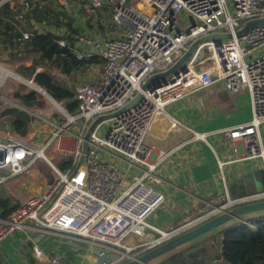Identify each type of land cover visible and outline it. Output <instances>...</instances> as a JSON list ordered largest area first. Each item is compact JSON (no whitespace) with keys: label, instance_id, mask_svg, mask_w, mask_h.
<instances>
[{"label":"built area","instance_id":"2783aa9c","mask_svg":"<svg viewBox=\"0 0 264 264\" xmlns=\"http://www.w3.org/2000/svg\"><path fill=\"white\" fill-rule=\"evenodd\" d=\"M63 1L80 2L89 14L109 7L117 35L103 41L78 38L92 48L81 58L98 53L104 63L98 81L80 86L75 93L76 112L70 113L51 96L57 106L55 117L10 101L29 114L32 122L41 124L43 139L36 147L15 133L0 138V190L10 179L28 173L37 159L52 166L56 180L43 194L29 197L7 216L0 215V244L18 231H28L40 238L60 237L77 250L96 252L105 259L100 264H124L236 207L264 201V191L231 197L224 175L229 163L221 161L225 191L204 201L194 217L170 231L161 230L150 217L165 200L155 185L159 183L157 171L171 152H158L148 141L155 125L166 118L171 131L191 132V141L208 143L215 134L242 140L244 159L264 162V25L237 36L247 22L264 19V0ZM7 4L16 12L14 24L21 33L16 43L22 45L32 36L25 30L27 15L35 8L44 9L46 2L0 0V9ZM217 33L232 38L200 45L189 72L180 73L174 82L154 90L144 87L148 79L168 71L192 43ZM60 44L65 46L66 41ZM206 50L208 59L198 66L208 64L198 69L196 62ZM10 77L48 93L34 79L22 78L1 65L0 92ZM217 83L233 94L247 90L253 110L249 122L198 132L167 112L170 105ZM139 94L138 102L128 108ZM0 99L9 101L1 94ZM49 150L61 156L65 168L52 164ZM239 223L257 230L250 219ZM150 234L154 237L147 241ZM33 253L47 264H70L55 254L47 257L39 246H34Z\"/></svg>","mask_w":264,"mask_h":264},{"label":"crops","instance_id":"0c3cea01","mask_svg":"<svg viewBox=\"0 0 264 264\" xmlns=\"http://www.w3.org/2000/svg\"><path fill=\"white\" fill-rule=\"evenodd\" d=\"M41 27L32 20L26 23L25 30L40 29ZM61 31L58 30V33L60 34ZM62 34L65 35L63 31ZM76 42H74V50L79 58L92 52V48L88 45L83 43L76 45ZM8 54L27 66H31L33 63L36 65L34 59L24 56L20 50L11 49L9 44L0 45V65L3 56ZM92 54L98 55V53ZM43 70H45L44 67L37 68L38 72ZM36 102H33L34 105L31 108L40 111ZM23 104L25 103L23 102ZM62 104L66 107L64 103ZM10 107L17 108L16 106ZM167 112L181 120L190 129L198 132H212L246 123L253 116L251 98L247 90L233 94L228 92L221 83L186 96L178 103L170 105ZM41 131V124L32 122L29 132L31 137L36 136L34 139L42 140ZM11 133H13L11 127L4 133L0 131V138H6ZM261 133L264 142V126ZM191 137L192 133L186 129L171 131L168 120L163 118L155 125L148 140L158 152H171L157 171L159 183L155 185V188L164 195L165 200L150 217V222L163 231H170L185 220L194 217L199 213L204 201L225 191L218 166L221 161L229 163L224 167V175L226 189L231 197L264 191V162L261 159H244L245 142L242 140L231 141L222 134L212 135L208 143L191 141ZM54 153L56 152L54 151ZM49 159L52 162L53 155L49 156ZM52 164L54 163L52 162ZM33 166L28 173L21 175L23 178H12L1 188L0 202L3 201L2 204L0 203L1 216H7L20 203L31 196L43 194L49 188L46 183L41 186L31 181L38 174L37 169ZM261 213L264 214V212L259 214L261 215ZM259 214H251L249 218L260 216ZM233 224H235L234 221ZM225 226L179 247L156 259L152 264L163 263L174 252L186 250H190L188 257L194 262L226 264L220 257L221 244H219L218 255L214 256V252H212L214 244L217 243L214 238ZM152 237L154 235L150 234L146 240L150 241ZM69 244L60 237L40 238L28 231H18L0 244V264H47L46 260L39 261L35 258L34 246H39L47 257L55 254L70 264H100L105 260L96 252H87L85 249L77 250Z\"/></svg>","mask_w":264,"mask_h":264},{"label":"trees","instance_id":"16d2710c","mask_svg":"<svg viewBox=\"0 0 264 264\" xmlns=\"http://www.w3.org/2000/svg\"><path fill=\"white\" fill-rule=\"evenodd\" d=\"M43 1L46 2L45 8L32 10L27 15L26 23L33 20L41 26L54 25L58 30H64L66 27L69 29L70 25L67 24V19L71 21L69 16L65 12L57 10L53 0ZM15 15L16 12L9 4L0 9V45L9 44L11 49L20 50L26 57L36 53L37 56L34 58L36 65L33 63L31 66H21L18 69L19 72L25 77L33 78L55 101L64 103L70 113L76 112L78 101L75 99V92L59 82L54 70L68 76H77L78 73L88 70L92 66L102 65L104 59L97 54L79 58L74 50L75 36L68 30H66L68 34L66 35L65 32L63 35L42 27V29H27L32 34L31 39L18 45L16 40L21 37V33L14 24ZM62 40L66 41L65 46L60 44ZM39 66L44 67L45 70L38 72ZM16 97L24 102H36L37 95L34 92L26 94L17 92ZM3 123L10 126L14 133L26 138L31 130L32 118L18 108L7 107L0 115V131ZM65 167L66 164H62V168ZM0 203L2 204L3 201ZM249 219L257 225L256 231L241 223H235L225 226L215 236L214 241L221 244L220 257L226 264H264V214ZM189 251L174 252L165 262L208 264L190 260Z\"/></svg>","mask_w":264,"mask_h":264},{"label":"rangeland","instance_id":"374dc122","mask_svg":"<svg viewBox=\"0 0 264 264\" xmlns=\"http://www.w3.org/2000/svg\"><path fill=\"white\" fill-rule=\"evenodd\" d=\"M55 7L57 10L65 12L67 14V16H69V18L71 19V21H69L67 19V24L70 25L71 28L69 27V29H67L68 27H66L64 25H63V27H66L64 30H68V31L72 32V34H74L75 40L74 39L73 40H74V42L77 41L76 45H77V43H80V42H78L79 41L78 38L81 36L89 37L90 39H93V40L102 41L107 37L117 35L116 34V28L110 22L112 10L109 7L103 8L102 10L97 11L96 14L87 13L85 8L83 7V4L80 2H77V1H74L73 3L66 4L63 0L61 2H60V0H56ZM179 21L177 23V27L179 25ZM182 21H184V23H185L184 18H182ZM64 22H65V20H64ZM42 27L58 33V29L55 28L54 25H48V26L42 25ZM64 30H62V31H64ZM62 31L60 32V34H62ZM106 33H108V36H106ZM80 44H79V47H80ZM36 56H37L36 53H33L30 55L31 59H34ZM208 56H209V52L207 50L204 51L202 53V57L199 60H197L195 67L200 69V68L206 66L208 64V61L205 62V64H203V65L198 66V64L201 61H206L208 59ZM1 65L5 69L13 72L14 74H16L18 76L28 78V77H25L24 75H22L18 70L21 66H27V65H25L22 61H19L18 59H14V58L10 57L9 54L3 56V59L1 61ZM102 65L93 66L89 70H85L77 76H75V75L68 76L65 74H61L57 70H54V72H55V75H57V79L59 80V82L66 85L68 88H70L71 90H73V92L76 93L80 86L85 85V84L91 85V84L98 81V79L100 78L101 73H102ZM144 87L147 88L145 85H144ZM17 92H22V94H26V93H30V92L36 93V95H37L36 104H37V108L40 110L38 112H40L42 114H46L48 116H53V117L56 116L55 113L57 112V106L51 100V97L48 93L47 94L49 96L47 94L42 93V92L34 91L30 85L23 84L19 80L15 79L13 77L8 78L4 87L1 89L0 94L9 101L6 102V101L0 99V115L4 109L12 106L10 101L23 104L24 101L19 99L18 97H16ZM1 129H2L1 131L4 133L7 130H10V126L3 123ZM35 137L36 136L31 137V134L29 133L28 136L24 139L26 141L30 142L31 144H34L36 147H38L39 141H41V140L34 139ZM52 155L54 158L52 162L57 167H60L63 164V159L61 158L60 155L54 153V150H49L47 152V156L49 157ZM33 168L37 169V171H38L37 177L31 179V181H33L35 184H39V185L43 186L46 183L49 186H51L53 184V182L56 180V174H55L52 166L47 161H45L43 159H37L34 163ZM22 176H18V177L23 178ZM18 177H16V178H18ZM259 213L260 212H256V213H252V214L258 215ZM249 217H251V214H248L245 216V218H249ZM238 221L239 220L234 221V223H237ZM231 224H233V223H230L229 225H231ZM213 247L214 248H213L212 252H214V256H216L219 253V242L214 244ZM215 252H217V253H215Z\"/></svg>","mask_w":264,"mask_h":264},{"label":"water","instance_id":"95a60500","mask_svg":"<svg viewBox=\"0 0 264 264\" xmlns=\"http://www.w3.org/2000/svg\"><path fill=\"white\" fill-rule=\"evenodd\" d=\"M264 25V19H258L254 21H249L246 23L244 28L237 32V36L243 35L245 32L257 27ZM187 33L190 32L188 29ZM232 38L231 34L226 33H217L212 35H207L202 37L200 40L191 44L189 49L185 52V54L166 72L155 75L147 80L145 86L150 90H154L158 87H161L163 84H167L169 81L174 82L175 79L182 74H186L189 72V63L193 60L194 54L198 47L210 40L221 44L220 40H230ZM141 98V95H137L135 100H133L128 108L134 105ZM27 106H33V102H24ZM86 150V149H85ZM256 212H264V201L257 202L253 204H247L243 206H239L234 208L233 210L224 213L220 216H217L204 224L192 229L180 236H177L171 240L166 241L165 243L147 251L146 253L139 256L137 259L126 262L124 264H152L156 259L171 253L178 249L179 247L190 243L197 238L212 232L220 227L225 225L230 226V223L233 221L242 220L246 215L256 213ZM232 225V224H231ZM160 264H180L179 262H163Z\"/></svg>","mask_w":264,"mask_h":264}]
</instances>
